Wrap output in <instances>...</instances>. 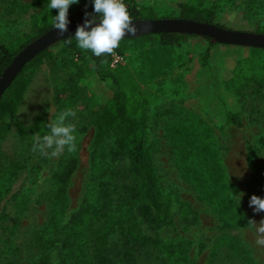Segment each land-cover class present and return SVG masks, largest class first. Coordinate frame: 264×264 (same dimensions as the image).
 <instances>
[{
  "label": "rangeland",
  "instance_id": "1",
  "mask_svg": "<svg viewBox=\"0 0 264 264\" xmlns=\"http://www.w3.org/2000/svg\"><path fill=\"white\" fill-rule=\"evenodd\" d=\"M36 1L39 0H0L1 43L21 37L29 31L31 11L21 16L17 15V10L9 14V3L29 4ZM136 1L139 8H158L156 20H163L178 17V8H175L178 4L196 5L200 2L208 5L214 0ZM226 1L220 3L219 7L240 6L253 24L251 26L235 19L232 23L228 22V26L234 27L231 29L249 33L264 32V0ZM88 9L84 10V15L87 12L90 14L87 18H91L95 14L93 7ZM148 18L147 21L153 19ZM85 19L86 16L81 21ZM76 47L85 55V50ZM155 50L162 52L158 55ZM114 54L121 57L123 62L115 68L110 67L113 74L127 71L149 99L148 131L150 141L156 144L153 159L163 193L171 202L174 219V229L156 228L145 224L136 214L142 233L161 242L176 237L190 241L189 259L184 264H242L238 253L220 244L223 238L237 242L246 259L253 264H264V231H261L264 229V220L255 206H250L251 196H257V193L251 186L252 177L246 163L247 150L253 149L264 171V88L258 93L249 90L238 96L227 93L223 85V81L230 77L235 62L244 58L252 60L255 73L264 85V54L239 46L220 44L210 47L206 41L197 38H184L179 45L162 49L158 37L154 35L126 39L120 43L119 52ZM51 55L31 75L14 118L7 120L9 130L0 143L5 156L3 161L16 160L25 167L14 182L9 196L0 203V215L7 217V225L11 226L15 212L11 196L18 193L29 198L28 211L9 240V245H12L10 252H6V244L0 241V259L7 264H31L29 245L34 233L46 223L49 215L48 203L43 194L50 187L48 179L51 172L66 157L75 162L68 188L69 209L66 219L78 211L89 183L91 146L95 136L89 114L97 111L117 91L113 82L96 76L70 86L65 94L70 96L75 93L76 97L66 110L71 109L75 115L69 116L65 123L74 126L75 150L68 151L66 148L57 157L34 150V145L42 138L35 134L30 142H24L18 136L15 123L18 121L24 127H30L40 115L48 121L58 116L61 110L57 104V83L61 84L62 79L68 78L69 69L81 64L77 54L62 44L53 47ZM204 58L207 59L205 62ZM180 110H183V114L174 115ZM228 113L239 115L241 127L228 122ZM188 114L195 115L213 129L221 164L233 188V202L243 218L241 225L236 228L223 229L218 217L206 203L200 201L193 185L185 182L175 167L174 149L165 137L164 127L168 119L182 121ZM113 166L117 171L115 183L118 186H133L127 160H117ZM35 167H38L36 175L33 174ZM261 189L264 198V186ZM116 230L107 241L109 264H168L164 254L158 250L135 246L125 238L126 233L123 239L120 229ZM50 264H57L56 252L50 256Z\"/></svg>",
  "mask_w": 264,
  "mask_h": 264
},
{
  "label": "trees",
  "instance_id": "2",
  "mask_svg": "<svg viewBox=\"0 0 264 264\" xmlns=\"http://www.w3.org/2000/svg\"><path fill=\"white\" fill-rule=\"evenodd\" d=\"M222 2L228 1L214 0L208 5L200 2L196 5L178 4L175 8H178L179 14L175 19L207 23L232 31L234 30L231 28L234 27L228 26V22L232 23L235 19L253 25L244 8L237 5L230 6L233 9L220 8L219 4ZM124 3L133 21H147L148 17L158 19L156 18L158 8H139L136 0H124ZM92 7L90 0H79L78 4L71 5L68 11L70 23L83 20L84 10ZM15 10L19 16L31 11L29 31L6 43L0 42V77L19 52L53 29L51 16L57 14L56 9H50V0H39L29 4L9 3L8 13L13 14ZM255 33L264 35V32ZM154 36L158 37L162 49L177 46L184 38L204 40L210 47L220 45L213 43L209 38L198 36L175 33H161ZM68 39L72 40L71 44L67 43ZM68 39L54 44L26 64L0 100L1 143L9 130L7 120L14 118L31 75L44 64L46 59L52 57L51 49L60 44L73 50L81 64L69 69L68 78L62 79L61 84L57 83V104L61 110L59 114L70 107L76 97L75 93L67 96L66 89L81 80L96 76L109 80L117 86V91L108 101L97 111L89 114L90 124L95 128L90 154V178L78 211L68 219H66L69 209L68 188L75 170V162L70 157H66L50 174L48 179L50 187L43 194L48 203L49 215L46 223L34 233L29 245L31 264H50V256L53 252H56L57 264H109L106 254L107 241L109 235L118 228L119 232L123 233V239L126 233L125 238L135 246L158 250L164 254L168 264L187 263L192 246L190 241L179 237L168 242L153 240L142 233L135 218L137 214L147 225L174 229L171 202L163 193L153 159L156 144L150 141L148 131V97L127 71L118 75L113 74L110 69L112 54L96 57L90 51H86L83 55L77 50L74 37ZM123 41L125 40L121 42ZM252 50L264 54V50L254 48ZM155 51L158 55L162 52ZM118 52L119 48L115 50V53ZM206 60L203 59L204 62ZM223 85L227 93L238 96L249 90L258 93L264 88L249 58L235 62L230 77L223 81ZM180 114H183V110L174 113V115ZM58 116L48 121L40 115L30 127H24L17 121L15 128L18 136L24 142H30L35 134H39L42 138L49 133L48 125ZM227 120L230 124L241 127L238 114L228 113ZM164 129L165 137L174 149L175 167L180 177L193 185L200 201L210 207L223 229L240 226L243 218L233 202V188L221 164L213 129L193 114L186 115L182 121L168 119ZM3 158L5 156L0 149V203L9 196L14 182L25 169L18 161L6 162ZM121 159L127 160L129 164L133 186H118L115 183L117 171L113 163ZM246 163L252 177L251 186L255 188L257 196L262 198L264 171L259 166L253 149L247 150ZM37 172L38 167H35L33 174L36 175ZM10 199L15 210L11 218V226L6 224L7 217L4 214L0 215V241L6 244L7 253L12 248L9 240L20 226L21 218L27 213L29 206V198L26 195L16 193ZM259 212L264 220V211ZM6 236V240H3ZM220 244L238 253L242 264H253L251 260L246 259L237 242L223 238ZM1 253L2 251L0 257ZM0 264L7 263L0 259Z\"/></svg>",
  "mask_w": 264,
  "mask_h": 264
},
{
  "label": "clouds",
  "instance_id": "3",
  "mask_svg": "<svg viewBox=\"0 0 264 264\" xmlns=\"http://www.w3.org/2000/svg\"><path fill=\"white\" fill-rule=\"evenodd\" d=\"M78 3L79 0H50V9L57 10V14L51 17L53 29L58 30V35L63 36L67 31V26L70 23L69 8ZM91 3L95 15L87 18L90 14L85 13L84 23L78 26L75 32L76 45L82 50L90 51L96 57L103 54H114L126 36L136 35L137 28L133 18L124 0H91ZM89 28L90 30H88ZM67 43L71 44L72 40L68 39ZM74 115L75 113L71 109L61 112L58 118L48 125L49 133L34 145V150L50 157L59 156L66 148L68 151H74L76 147L75 129L74 126L65 123L69 116ZM250 206H255L256 211H264V198L251 196Z\"/></svg>",
  "mask_w": 264,
  "mask_h": 264
},
{
  "label": "water",
  "instance_id": "4",
  "mask_svg": "<svg viewBox=\"0 0 264 264\" xmlns=\"http://www.w3.org/2000/svg\"><path fill=\"white\" fill-rule=\"evenodd\" d=\"M133 22L137 28V33L135 36H126L124 40L135 39L144 35L175 33L209 38L222 45L264 50L263 34L226 30L215 25L185 19L138 20ZM83 23L84 21L69 23L63 36L57 34L58 30L51 29L19 52L0 77V100L26 64L54 44L73 38L77 27Z\"/></svg>",
  "mask_w": 264,
  "mask_h": 264
},
{
  "label": "built area",
  "instance_id": "5",
  "mask_svg": "<svg viewBox=\"0 0 264 264\" xmlns=\"http://www.w3.org/2000/svg\"><path fill=\"white\" fill-rule=\"evenodd\" d=\"M123 62V59L121 57H119L118 55L114 54L112 56V62L110 64V67L111 68H115V66L118 64V63H122Z\"/></svg>",
  "mask_w": 264,
  "mask_h": 264
}]
</instances>
